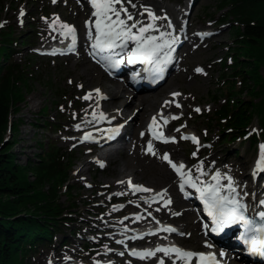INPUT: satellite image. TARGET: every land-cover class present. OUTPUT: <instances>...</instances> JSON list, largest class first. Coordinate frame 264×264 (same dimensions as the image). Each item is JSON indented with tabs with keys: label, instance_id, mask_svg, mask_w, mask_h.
<instances>
[{
	"label": "rangeland",
	"instance_id": "rangeland-1",
	"mask_svg": "<svg viewBox=\"0 0 264 264\" xmlns=\"http://www.w3.org/2000/svg\"><path fill=\"white\" fill-rule=\"evenodd\" d=\"M141 1L143 0H131L129 3L128 0H124V4L137 6ZM145 1L172 10L178 19V22L173 25L174 28L186 30L185 39L179 41L180 50L175 63L177 68H172L166 83L174 82L175 93L189 98V103L183 106L182 102H177L180 107L170 111L166 117L169 121L173 120L174 116L179 117L175 119L177 124L170 128V138H175V143L155 142L150 139L149 133L143 130L146 150L148 143L151 142L156 155L134 157L133 155L143 154V152L131 153L129 149L131 139L125 142V149L120 151L119 158L124 164L127 157L132 162L134 160L146 177V180L138 181L134 185L147 186L149 180L153 181L159 175L164 176L171 171L169 164L160 158L164 154H167L177 165L180 162L185 165L190 163L191 167L202 169L206 174L211 172L215 161L220 157L221 160L229 161L223 163L222 174L233 175L244 185L252 180L255 181L256 178H258L257 186L264 183V173L258 174L255 179L249 176L251 167L259 158L260 145L264 143L259 142L257 148L250 140L242 141L235 135L228 134L229 131H222L218 123L211 121L218 106L227 99L228 88L226 84L224 85L221 76L224 72V60L229 57L228 51L234 44V24L221 22V13L217 11L216 0H194L191 10L188 8L191 0ZM84 7L91 9L89 12H92L91 5L85 0H56L55 3L53 0H5L1 28L10 26L15 31V35L23 33L22 37H31L30 46L18 47L14 55L15 61L24 65L29 63L33 88V92L28 94L27 102L20 104V114L13 117L20 125L19 142L14 147L18 163L26 165L31 160H38L37 154L41 153L43 145L49 148L50 144L63 148L74 157L75 161L71 180V184L76 189L75 197L71 198L63 194L61 201L67 207L72 206L70 210L75 219L72 223L76 228V235L70 236V230H68L69 242L64 247L59 245L63 235H57L51 248L40 247L30 255V264H106L109 261L114 264H143L140 259L132 258L124 247L126 241L122 238L125 235H114L113 227L117 226L116 221L124 220L132 214L135 217L144 214L149 218L150 223H156L159 220L173 222L178 233L164 238V241L168 243L179 242L185 248L200 251L211 249L206 237L204 221L194 203L185 199L181 189L179 203L176 206L171 203L165 208V213L158 216L156 209L161 210V206H155L153 209L143 207L144 210L139 208L140 202L146 198V195L141 194L139 197L131 198L130 189L119 190L114 185L118 179L115 164L109 165L107 161L98 160L92 165H87L82 176L78 174L87 160L94 159L95 155L90 152L98 145L93 142L90 145V142L82 140L87 131L85 129L71 132L80 124L79 120L73 119L77 113L81 111L85 113V108L89 105V101L83 97L96 88H100L104 82L107 84L109 78H113L112 74L90 55L91 40L83 28L92 25V20L91 18L84 20L85 14L83 17L82 11ZM21 11H23L22 17ZM164 16L167 17L164 22L169 24L172 19L168 14ZM57 18L60 23L77 30L80 38L83 39L84 36L87 38L74 56L52 57L37 51L42 49L39 46L49 45L62 39L59 30L54 31L58 29ZM201 30H209L211 35L198 36L197 33ZM162 33H171L172 36L169 27ZM85 69L88 72H85ZM197 69L202 71L198 72ZM93 71L94 76L90 75ZM83 80H88L87 87L81 85ZM120 80L124 81V78L121 77ZM238 88L241 87L238 85ZM145 94L148 92L141 93V95ZM214 95L220 97L219 102L214 101ZM241 99L248 100L247 94L241 95ZM197 108L200 109L199 112L195 111ZM138 111V108L130 107L128 117L119 118V120L122 119V123L128 122L127 128L131 130L134 127L135 130L139 121L132 120V117ZM158 111L162 112L163 109L160 108ZM183 125L187 126L183 127ZM253 127L258 128L256 120ZM190 132L204 139L198 144L189 138L182 139ZM226 137L232 140L226 143L224 142ZM10 139L12 141L13 136H10ZM72 139L77 140L76 143H70ZM211 153H216V159H208L205 163V159ZM101 164L105 167H101ZM188 169L191 170L190 167ZM177 179L180 187V177L177 176ZM133 181L132 179L131 183ZM111 183L113 185H110ZM165 189V186L158 185L153 190L157 193ZM115 193H122V195H115ZM122 197H125L124 201L120 200ZM172 198L168 196L165 200L170 199L173 202ZM128 205H130L129 209H127ZM185 209L190 211H184ZM124 226L127 229L134 227L128 224ZM198 227L203 228L201 233L198 232ZM162 239L159 236L156 238L159 241ZM146 244L147 242H143L140 249H145ZM121 252L124 254L120 255ZM161 258L164 259L163 255H159L151 264H158ZM233 262L246 264L242 260Z\"/></svg>",
	"mask_w": 264,
	"mask_h": 264
},
{
	"label": "trees",
	"instance_id": "trees-1",
	"mask_svg": "<svg viewBox=\"0 0 264 264\" xmlns=\"http://www.w3.org/2000/svg\"><path fill=\"white\" fill-rule=\"evenodd\" d=\"M4 7L5 0H0V25ZM216 8L221 22L234 24L235 39L221 76L227 99L211 121L256 146L264 141V0H216ZM0 30V264H30V255L40 247L51 248L57 235H63L61 247L69 242L68 230L76 235L72 206L61 201L63 194L75 197V161L50 144L43 145L38 160L18 163L14 147L20 125L12 118L20 114V104L27 102L33 88L29 63L15 61L14 55L18 47L30 46L31 37L15 35L10 26ZM243 94L248 100L241 99ZM214 99L219 102L220 97ZM255 120L258 128L253 127ZM231 140L226 137L224 142Z\"/></svg>",
	"mask_w": 264,
	"mask_h": 264
},
{
	"label": "snow or ice",
	"instance_id": "snow-or-ice-1",
	"mask_svg": "<svg viewBox=\"0 0 264 264\" xmlns=\"http://www.w3.org/2000/svg\"><path fill=\"white\" fill-rule=\"evenodd\" d=\"M56 0H53L55 3ZM91 6L94 9L93 16L96 18L94 24L89 26V39L92 40L91 48L92 55L98 57L97 62L102 63L105 70L117 68L123 61L118 60L116 57L125 54L128 59V63H142L149 65L145 71L148 73L149 77L155 82L163 77L164 71L167 65L171 61V51L172 45L176 43L174 38L169 39L167 37L171 36V33H161L159 36L150 35V32L159 31L156 27L155 21L158 17L154 13L148 11L147 15L153 23L143 24L138 20H135L134 16L128 12L125 8L124 0H90ZM130 3L131 0H128ZM116 5H120L119 8ZM134 7V5H133ZM23 16V11L20 13ZM123 15L124 18H121ZM167 19V17H164ZM129 21H132L129 24ZM59 35L63 39H71L72 45H75L76 36L75 29L67 24L59 22V18L56 20ZM2 26V25H0ZM168 27L171 28L172 25L169 22ZM95 30V35L93 36L92 29ZM135 29V31H133ZM129 42L135 45L130 51L128 50ZM74 47H69L68 51L71 52ZM119 50V51H117ZM51 55H56L57 52L54 50ZM60 54H64L61 52ZM196 71L201 72V69ZM71 83V81H69ZM96 95L100 96L101 99H105L100 94L99 89L96 90ZM178 96L179 93L173 94ZM91 98V93L85 95L83 99L88 100ZM180 107L179 104L176 105ZM195 111L199 112L200 109L197 108ZM161 115L164 124L168 123V120ZM103 114H101L100 119H104ZM179 117H172V119H178ZM93 119H96L94 116ZM157 127H159L157 118L153 117L152 124L149 131L152 133L153 139L161 140L164 143L172 142L175 143V138H164L162 132H157ZM79 129V126H77ZM119 128L112 130V136L109 138H114L118 134ZM251 134V133H250ZM143 135V134H142ZM90 135H86L83 139L89 140ZM182 139H188V137H182ZM194 143H199L195 137H191ZM147 152L151 155H156L153 151V146L151 142L148 143ZM162 160L166 161L170 167L177 173L180 177V189L184 190L185 186L192 188L196 193L199 194L200 200L204 204V210L207 216L211 218L212 231L215 234L222 233L225 229L231 228L234 225H239L243 228V233L239 237L243 243L249 249L251 255H259L264 258V210L258 211L255 217L248 215L249 206L244 203V199L247 193L241 195L237 191L238 185H234L231 176L221 175L219 171L211 177L212 183H207L200 179V176H204L206 173L202 169H197L199 176L193 179L191 173H185L183 171L184 165L181 163L177 165L164 154L160 157ZM104 165L101 164V167ZM259 172H264V144L260 145L259 158L256 164V169L253 175L255 176ZM226 180L227 185H224L222 181ZM123 183V182H122ZM128 184L133 189V193L136 192H150L151 190L143 186L131 185V181ZM226 193V194H224ZM115 195H122V193H115ZM166 191L157 193V197L153 198L155 202L164 201L163 207L167 208L171 204V200H165ZM151 206V202L145 201ZM260 207L264 209V200H261ZM118 210V209H114ZM160 209L157 208L156 211ZM178 215V213H176ZM141 217L137 216L136 220H140ZM204 227L207 229L208 225L205 224ZM160 231L166 233H173L176 229L172 227H162ZM154 234V233H153ZM142 239L143 237H132V239ZM121 243V241H117ZM157 253H162L163 257H167L172 261V264H193V260L197 264H217L216 257L214 255H205L203 253H193L191 251H184L177 247H157L153 250H145L142 252L130 251L129 254L137 257L139 259L154 258ZM123 255L124 253H119ZM158 264H165L163 258L158 261Z\"/></svg>",
	"mask_w": 264,
	"mask_h": 264
},
{
	"label": "bare ground",
	"instance_id": "bare-ground-1",
	"mask_svg": "<svg viewBox=\"0 0 264 264\" xmlns=\"http://www.w3.org/2000/svg\"><path fill=\"white\" fill-rule=\"evenodd\" d=\"M125 8H127L128 12L131 13L135 20L140 21L141 23L145 24V23H153L150 18L148 17L147 13L148 11H151L152 13L155 14L156 17H158V19L154 22L156 27L159 28V31H153L150 32V35H156L159 36L162 31H164L166 28H168V24L164 22V15H169V17L172 19V21L170 22L172 27L169 28V30L173 31V35L169 38L172 39L174 38L177 42L181 41L183 39H185V35H186V30H178V29H174L175 23L178 22V19L175 17L174 12L168 8H164L160 5H156L152 2H146L145 0L140 2V5L137 6H128V5H123ZM117 8L120 7V5H116ZM89 10L86 7H84L82 9L83 11V17L85 14V18L84 20H88L89 18H91L92 20V24H94L95 22V17L93 16V11L94 9L92 8V12H89ZM121 18H124L123 15ZM168 21V20H167ZM132 21H129V24H131ZM174 23V24H173ZM56 26H58L56 24ZM83 31L89 33V27L88 26H84ZM93 31V36L95 35V30L94 28L92 29ZM133 31H135V29H133ZM76 32V31H75ZM205 32V31H204ZM197 34H202L201 31H199ZM85 40H87L86 36L83 37V39H81V42H85ZM131 43V42H129ZM175 45V44H173ZM131 46H133V48L135 47L134 44L131 43ZM63 48V45H61L60 42H56L55 44H51L48 47L49 51H53V50H61ZM89 60V59H88ZM90 61V60H89ZM102 64V63H100ZM176 65V64H175ZM173 66V68H177V66ZM172 71V69H171ZM170 71V72H171ZM85 72H88L85 69ZM90 75L94 76V71L92 73H90ZM103 76H105V73H103ZM106 77V76H105ZM136 80L138 81L137 83H142L143 82V78L140 76V74H137ZM113 84V85H112ZM84 87L88 86V80H83L82 84ZM128 84H126L124 81L120 80L119 77L115 76L113 78H109L107 81V84L104 82L102 84V86L100 85V88H96L94 91H92L91 93V98L88 99L89 101V105L85 108V113L84 112H79L77 113V116L73 119V120H79L80 124H79V129L76 128L75 130H72L71 132H77V131H81L82 129L85 130H89L91 128H95V125L97 124H102L103 125H113L116 123V120L119 118H124V117H128V112L130 107L134 108H138V112L134 114V116L132 117V120H138L139 123L138 125L135 127V130H133V136L131 137V142L129 141V149L132 152H143V154L138 153L133 155L134 157L140 156V155H144L147 156L149 155V153L146 150V146L143 142V138L145 137V135L143 134V130L147 133H150L152 135V133L149 131V128L152 124V119L153 117L157 118V122L159 127H157L156 130H159L163 133H166L169 131L170 126H167V124H164L163 119H161V115L163 114V117L166 119V117L168 116V114L170 113V111H173L177 106V104L179 102H182L181 104H183V106H187V104L189 103V98H184L182 97V95H178V96H174L173 94H175V91L173 89V85L174 82L171 84L168 83H163V85L159 86L158 88L154 89L152 91V93H148L145 95H141L142 92H137V91H132L128 86ZM99 89L100 94L103 97H106L105 99H101L100 96L96 95V90ZM168 99H171L170 101H168ZM178 102V103H177ZM162 108L163 111H158V109ZM101 114H103V117H105L104 119H100ZM96 119H93L94 116H97ZM141 126V128H140ZM187 125H183V127H186ZM114 128H102L100 130L97 131H92V132H87L85 133L84 137L86 135H90V139L89 140H83L85 142H90V145H92L93 143H95L96 141L94 140L95 137H103L105 136L106 133L111 134L112 130ZM143 134V135H142ZM94 135H96L94 137ZM186 136H188V138L191 137H195L198 141L204 139L203 138H199L198 134L194 133V132H190L188 134H186ZM192 140V139H191ZM77 140H73L70 143H76ZM92 141H95L92 143ZM98 145V147L93 148V150L90 152L91 154H94L95 157L92 160H87L83 166L80 168L78 174L80 176H82V173L84 172V170L86 171V166L87 165H92L94 164L96 161H107V163L109 165L111 164H115V170L117 171V176L118 179L115 181L114 185L117 186V188L119 190L127 188L130 189V197L131 198H135V197H139L141 194L146 195V198H144L139 205V208H141L142 210H144L145 208H149V209H153L155 206H161L162 209L160 211H158V216L161 213H165V207H163V201H159V202H155L153 198H156V200H159V198L157 197V193H161L166 191V196L165 198H167L168 196H172L174 199L173 202L174 203L173 206H176L179 203V198H180V187L178 186L177 183V173L175 171H172L173 169L170 167L169 165V172H167V175H159L158 178H155L153 181H148L147 182V186H144L148 189H150V192H136L135 194L133 193V189L132 187H130V185L128 184V181H132V179L134 180L133 183H131V185H134L135 183H137L138 181L141 180H146V177L142 171V169L131 161V159L129 157H127V160L125 161V164L123 163V161L119 158V153H108V152H101L102 149H104V146L100 143H95ZM208 159H216V153H211L206 159H205V163L208 161ZM258 161V159H257ZM256 163L251 167L250 171H249V176H251L253 179H255L256 177H258V174H262L264 172H259L257 173L255 176L253 175V173L255 172L256 169ZM216 163L214 164L213 168H211V172H209L208 174H205L204 176H200V179L207 182V183H212L213 181L211 180V177L213 175H215V173L217 171H219L221 173V175H225L222 174L223 171V163H227L229 162L228 160H221V158L219 157V159H217L215 161ZM184 165V170L185 173H189V167L191 169L192 173L198 174L197 169L195 167H191L190 163H187V166ZM219 168V169H217ZM188 169V170H187ZM217 169V170H216ZM214 170V171H213ZM216 170V171H215ZM177 175V176H176ZM232 177V180L234 182V185H238L239 187L237 188V191L241 193V195H243L244 193H247V196L244 199V203H246L249 206V209H251L252 207H258V205L260 206V201L264 200V183L260 184V185H256V181L258 180V178L255 179V181H251L249 184L244 185L242 184V181H239L237 179H235L233 177V175H228ZM167 180V181H165ZM123 182V183H122ZM222 183L224 185H227V181L224 180L222 181ZM110 185H113V183H111ZM158 185H163L165 186V190L163 191H158L156 193V191H154L153 189L156 188V186ZM137 186V185H135ZM187 187V186H186ZM191 191L195 192L194 189L190 188ZM182 193V191H181ZM226 194V193H224ZM102 197V196H100ZM99 198V197H96ZM115 199V198H114ZM113 201V200H112ZM145 201H153L151 202V206H149L148 203H145ZM129 209L130 205L127 206ZM145 207V208H143ZM261 208V207H260ZM147 211V210H146ZM184 211L189 212L190 209H185ZM145 213V212H144ZM163 216V215H161ZM141 219L140 220H136V217L134 215H130L129 217H127L124 220H118L116 221V227H113L114 231V235H121L124 231H128L127 227H125V224L131 225V226H138L139 224H141L142 222L148 221L149 218L141 215L140 216ZM100 224V221H99ZM198 232L201 233V230H203L202 227H198L197 228ZM131 232V231H129ZM134 233V232H132ZM131 235H135V234H131ZM201 235V234H200ZM112 238V237H111ZM122 240H124V238H122ZM125 241V240H124ZM132 241V239H129L128 241H126V245L127 243H130ZM126 245H124V247H126ZM177 247L181 250H186L183 247H180V245H178L177 243L171 242L169 243L166 247ZM145 250H149V249H144V250H139L137 252H142ZM189 251V250H186ZM205 254H211V255H215L214 251L211 250H206L203 251ZM157 255H163L162 253H157ZM223 256V255H222ZM157 257L154 258H148V259H140L143 264H151V262L154 261V259H156ZM220 258V257H219ZM230 255L225 254L224 255V259H226V262L229 261ZM139 259V258H138ZM164 261L165 264H172V261L169 260L167 257H164ZM219 261V260H217ZM177 264H180V262H177ZM235 264H240V263H235Z\"/></svg>",
	"mask_w": 264,
	"mask_h": 264
}]
</instances>
